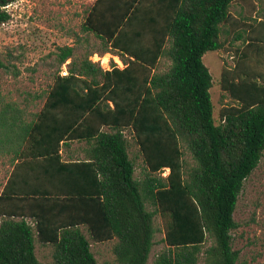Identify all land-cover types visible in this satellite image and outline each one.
I'll return each mask as SVG.
<instances>
[{"label":"trees","instance_id":"trees-1","mask_svg":"<svg viewBox=\"0 0 264 264\" xmlns=\"http://www.w3.org/2000/svg\"><path fill=\"white\" fill-rule=\"evenodd\" d=\"M14 1L0 0V26L11 19L6 7ZM234 1L96 0L83 29L127 67L105 71L91 54L77 60L73 47H59L60 67L71 60L68 74L55 77L33 121L17 103H0L1 152L31 157L39 168L43 160L51 172L57 164L74 177L67 198L35 200L34 225L28 215L2 220L0 264H46L36 256V240L53 247L54 264H97L91 241H115L118 264H147L157 213L170 220L167 251L155 264H198L209 236L215 244L205 264H239L234 214L264 154V88L223 70V91L235 104L223 108L216 124L213 78L203 62L223 48ZM163 57L172 66L157 73ZM127 131L147 168L143 181L135 178ZM68 142L85 143L87 159L61 162ZM183 145L197 162L188 173ZM48 202L51 213L69 220H48Z\"/></svg>","mask_w":264,"mask_h":264},{"label":"rangeland","instance_id":"rangeland-1","mask_svg":"<svg viewBox=\"0 0 264 264\" xmlns=\"http://www.w3.org/2000/svg\"><path fill=\"white\" fill-rule=\"evenodd\" d=\"M95 2L96 0H16L6 7L11 19L0 26V103H17L26 112L25 120L33 121L35 114L43 108L55 77L59 73L63 76L68 74L67 64L71 60L60 67L57 56L59 47H73L77 60L88 54L95 59L97 54L99 57L95 60L100 58V63L112 68L114 61L110 55L114 56L116 53L110 51L103 54L104 42L83 29L85 19ZM229 39L222 27L223 48L217 52H209L203 58L213 78L211 95L216 124H220L223 108L235 104L222 88L224 68L233 67L236 61L235 51L233 47H229ZM171 66L172 61L163 57L156 72L166 73ZM131 134L130 131L126 132L130 157L136 166L135 178L143 181L147 176V168L136 141L130 138ZM2 150L0 149V160L4 156V166L6 167V161L7 165H11L13 154L6 156ZM183 152L185 171L188 173L197 162L185 145ZM5 167L3 171L0 169V186L10 170ZM168 173L165 170L162 176L166 177ZM147 209L156 211V207L150 203H147ZM234 219L238 228L232 232V246L240 253L238 263L264 264V154L257 169L245 181ZM169 220V217L156 214L154 246L147 264H155L158 256L167 251L164 238ZM83 232L90 238L86 228H83ZM36 241L39 256L53 249L50 245H41ZM91 243L92 251L97 254L99 251H113L116 242ZM214 244V238L209 236L198 264H205V252Z\"/></svg>","mask_w":264,"mask_h":264},{"label":"crops","instance_id":"crops-1","mask_svg":"<svg viewBox=\"0 0 264 264\" xmlns=\"http://www.w3.org/2000/svg\"><path fill=\"white\" fill-rule=\"evenodd\" d=\"M223 29L230 38L229 47H233L236 54L233 67L227 66L224 70H236L234 72L241 81L249 79L264 88V0H235L230 7L229 20L223 24ZM130 138H133L132 134ZM77 143L68 142L67 145L61 147V162H76V160L87 159L85 154L88 146L85 143H78L77 146ZM5 154L6 156L9 155L8 153ZM3 161L4 156H1V171L5 167ZM5 163V168L10 170H8L0 186V197H2L0 201V223L8 214L15 219L28 215L30 216L27 219L28 222L34 225V216L38 212L37 208L33 207L36 203L35 200L51 199V196L59 199L67 198L66 194L70 191V183L73 182L74 177L63 173L57 164H55L54 172H51V165L48 164V168L45 170L43 160H41L39 168L36 164L37 161L31 157L21 158L14 154L11 165H7V161ZM46 211L48 220L51 218L52 220H69L67 216H60L55 212L51 213L49 202ZM35 246L36 256L40 262L54 264V249H51V252H43L39 256L37 243ZM94 255L97 264L117 263L113 251H99Z\"/></svg>","mask_w":264,"mask_h":264},{"label":"built area","instance_id":"built-area-1","mask_svg":"<svg viewBox=\"0 0 264 264\" xmlns=\"http://www.w3.org/2000/svg\"><path fill=\"white\" fill-rule=\"evenodd\" d=\"M110 55V54H108ZM114 61V63L112 64V68L110 67H105V65L103 63H100V58H98L97 60L96 57H99L97 54H95V59L94 57H90V60L95 63V64H98L103 70L105 71H112L113 69H125L127 67V62L123 59V57L116 53V55L112 56V54L110 55ZM104 65V66H103Z\"/></svg>","mask_w":264,"mask_h":264}]
</instances>
